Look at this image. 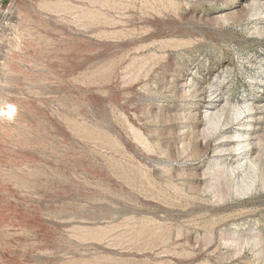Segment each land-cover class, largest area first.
Here are the masks:
<instances>
[{
	"label": "rangeland",
	"instance_id": "1",
	"mask_svg": "<svg viewBox=\"0 0 264 264\" xmlns=\"http://www.w3.org/2000/svg\"><path fill=\"white\" fill-rule=\"evenodd\" d=\"M0 264H264V0H0Z\"/></svg>",
	"mask_w": 264,
	"mask_h": 264
}]
</instances>
